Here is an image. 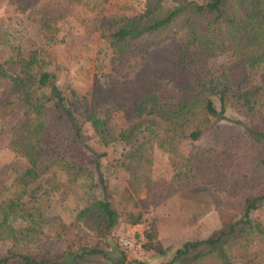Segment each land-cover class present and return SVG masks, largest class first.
<instances>
[{
    "label": "trees",
    "instance_id": "16d2710c",
    "mask_svg": "<svg viewBox=\"0 0 264 264\" xmlns=\"http://www.w3.org/2000/svg\"><path fill=\"white\" fill-rule=\"evenodd\" d=\"M58 32L54 23L42 21L41 44L50 45ZM101 39L126 73L135 67L139 49L173 40L168 73L144 65L134 86L121 91L119 82L100 81L88 98L63 86L56 72L36 64L38 58L20 57L13 74L0 64V81L8 80L0 106L9 111L17 105L25 113L8 146L23 166L11 167L0 189V240L9 243L0 264L124 263L122 250L116 256L103 247L123 213L113 205L101 171L107 153L89 144L85 126L99 144L123 146L117 163L124 170V192L132 196L142 186L150 187L153 159L139 141L141 133L175 156L184 143L214 133L208 146L180 155L168 195L208 185L223 195L215 199L217 210L232 223L228 230L185 241L161 264H264V78L261 85L247 84L249 71L264 63V0H146L133 15L104 21ZM169 78H176L175 88L163 97L161 79L168 83ZM111 106L129 113L127 126L115 123ZM228 109L243 120L229 119ZM221 121L241 125L243 137L219 135ZM49 172L61 173V185L84 200L68 221L53 212L48 190L31 196L32 203L23 200L28 187ZM125 215L130 225L142 221L139 211L126 209ZM149 232L146 249L164 254L166 249L153 243L155 233Z\"/></svg>",
    "mask_w": 264,
    "mask_h": 264
},
{
    "label": "rangeland",
    "instance_id": "374dc122",
    "mask_svg": "<svg viewBox=\"0 0 264 264\" xmlns=\"http://www.w3.org/2000/svg\"><path fill=\"white\" fill-rule=\"evenodd\" d=\"M145 1L37 0L30 3L24 0H0V64H4L9 74H13L20 67V57L38 58L36 64L56 72L63 86L69 85L77 97L88 98L92 95L95 83L100 81L105 85L119 82L123 87L121 91L127 89L128 85L134 86V78L144 65L166 74L170 66L168 58L173 40L139 49L134 54L135 67L126 73L119 70L118 61L110 54L101 39V24L104 21L133 15L143 9ZM45 20L51 21L59 29L56 39L48 46L41 44L38 33L40 23ZM219 61L220 58L215 59L212 64H217ZM172 65L181 66L173 62ZM263 78L264 63L249 71L247 84L261 85ZM161 80L164 83L161 95L166 97L175 88L176 78H169L168 83L167 79ZM7 82V79L0 81L1 97L5 96ZM14 107L16 108L13 110L4 111L0 106V189L9 179L10 168L23 166V159L14 155L8 147L14 127L25 117L20 106ZM109 109L118 126L128 125L131 116L127 111L119 110L114 106ZM226 115L231 120H243V117L233 109H228ZM149 118L155 120L160 127L163 126L160 119L153 116ZM219 125L221 127L216 128L219 135L243 137L241 125L228 121H221ZM84 131L89 136V144L94 149L107 153L101 159V171L108 183L113 205L123 213L120 222L113 228L111 236L103 247L117 256L121 251L119 237L143 236L142 259L126 256L123 264H161L169 261L177 247L185 241L204 239L222 229H229L232 218L221 217L216 206L218 203L215 202V199L223 195L210 186L197 184L186 189H178L168 195L175 173L181 167L179 162L181 156L186 155L194 147L208 146L214 140V133H204L192 145L184 143L179 148L178 156L164 152L148 139L147 134L141 133L138 136L139 141L145 144L153 159L150 187L142 186L139 194L132 196L131 191L128 194L124 192L126 185L124 170L117 163L123 146L120 144L104 146L93 136L90 127L85 126ZM62 180L63 176L58 172H49L41 176L28 187L23 200L32 203L34 199H31V196L37 197L44 190H48L52 194L49 199L52 201L53 212L65 221L70 220L72 209L83 206L84 200L80 202L77 199L72 187L61 185ZM133 200L135 206L131 205ZM126 209L141 212V223L135 225L126 223ZM147 232L155 233L152 242H160L166 249L164 254L154 249H146L144 244L148 241ZM8 246V242L0 240V256Z\"/></svg>",
    "mask_w": 264,
    "mask_h": 264
},
{
    "label": "built area",
    "instance_id": "2783aa9c",
    "mask_svg": "<svg viewBox=\"0 0 264 264\" xmlns=\"http://www.w3.org/2000/svg\"><path fill=\"white\" fill-rule=\"evenodd\" d=\"M121 250L132 259H142L144 256L143 236H124L118 239Z\"/></svg>",
    "mask_w": 264,
    "mask_h": 264
}]
</instances>
